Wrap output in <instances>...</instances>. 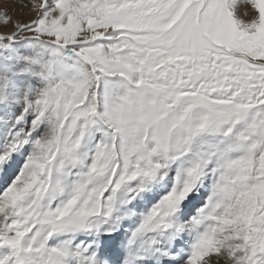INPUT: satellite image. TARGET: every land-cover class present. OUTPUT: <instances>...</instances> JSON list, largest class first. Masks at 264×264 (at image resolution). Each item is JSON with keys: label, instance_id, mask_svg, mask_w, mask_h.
I'll list each match as a JSON object with an SVG mask.
<instances>
[{"label": "snow or ice", "instance_id": "1", "mask_svg": "<svg viewBox=\"0 0 264 264\" xmlns=\"http://www.w3.org/2000/svg\"><path fill=\"white\" fill-rule=\"evenodd\" d=\"M0 264H264V0H0Z\"/></svg>", "mask_w": 264, "mask_h": 264}]
</instances>
